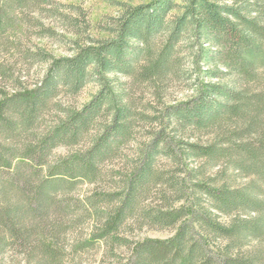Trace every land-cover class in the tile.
<instances>
[{
	"label": "trees",
	"instance_id": "obj_1",
	"mask_svg": "<svg viewBox=\"0 0 264 264\" xmlns=\"http://www.w3.org/2000/svg\"><path fill=\"white\" fill-rule=\"evenodd\" d=\"M85 1L0 0V260L264 264V0Z\"/></svg>",
	"mask_w": 264,
	"mask_h": 264
},
{
	"label": "rangeland",
	"instance_id": "obj_2",
	"mask_svg": "<svg viewBox=\"0 0 264 264\" xmlns=\"http://www.w3.org/2000/svg\"><path fill=\"white\" fill-rule=\"evenodd\" d=\"M122 1H135V0H122ZM84 6L88 9V12L93 20L98 19L104 13L114 14L116 12V8L113 5H110L109 0H86ZM33 40L40 46H44L45 49L52 51L54 54H67L69 52L67 49L68 45H66L65 43H59L57 41L51 39L49 40L46 38L33 39ZM41 73H42V67H40L39 65H33L32 67H29L28 65H21L19 61L16 64V70L13 74V78L15 79L19 78L21 82H24L26 84H32L40 77ZM11 82L12 81H3V79H1L0 77V91L4 92L5 91L4 89L7 90L11 85ZM95 90H96V86L93 84H89L87 87H85L82 90V92L78 96L71 99H68L65 96H61L59 98V101L63 104L71 102L75 105H79L85 102L86 100H88L90 94ZM184 94L185 92L182 91L181 89H175L173 90V93L171 95L173 96V98L180 100L181 98H183ZM57 151L64 152L65 149L59 148ZM169 235L170 234H168L167 232H156L150 230H142L136 233V237L138 239L162 238V237H167ZM97 253L98 252L96 251L94 252L93 250H90L88 251V253L84 254L83 256L75 258L72 262L69 261L66 262V264H78V263L96 264V262H98V255H99ZM0 264H15V262H10L9 260L4 259V260H0Z\"/></svg>",
	"mask_w": 264,
	"mask_h": 264
}]
</instances>
